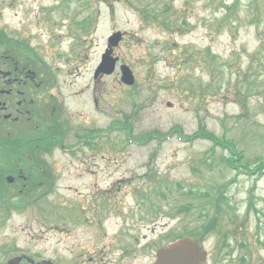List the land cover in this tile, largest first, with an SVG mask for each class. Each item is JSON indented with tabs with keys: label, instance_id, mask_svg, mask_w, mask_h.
<instances>
[{
	"label": "rangeland",
	"instance_id": "1",
	"mask_svg": "<svg viewBox=\"0 0 264 264\" xmlns=\"http://www.w3.org/2000/svg\"><path fill=\"white\" fill-rule=\"evenodd\" d=\"M148 2L158 9L159 24L145 23L121 0H0V28L47 52L63 95L72 96L68 115L74 122L89 120L82 127L94 130L92 145L82 149L121 150L127 177L154 167L157 176L170 178L180 197L190 188L227 185L244 223L238 238L254 242L252 262L246 264H264V172L253 174L264 158V0ZM116 30L129 33L115 53L133 69V86L121 81L119 67L99 82L94 79ZM81 88H87L84 94L78 93ZM218 137L236 140L250 165L225 167L224 155L234 150L217 145ZM77 142L70 137L54 160L47 157L54 170L63 171L58 193L53 188L35 204L15 209L0 231L4 246L39 258L69 257L70 241L56 229L57 196L70 202L67 166L79 164L72 152ZM173 195L175 207L184 206ZM184 214L175 213L176 227ZM186 218L192 223V216ZM210 244L209 264H219V257L222 264H243L240 244L230 242L234 251L227 256L226 250L219 255V235Z\"/></svg>",
	"mask_w": 264,
	"mask_h": 264
},
{
	"label": "flooded vegetation",
	"instance_id": "2",
	"mask_svg": "<svg viewBox=\"0 0 264 264\" xmlns=\"http://www.w3.org/2000/svg\"><path fill=\"white\" fill-rule=\"evenodd\" d=\"M65 100L50 70L21 59L14 46L0 44V123L10 121L8 132H0V141L10 146L0 149L3 215L13 206V186L36 195L52 177V167L39 159L44 151L34 152L38 157L34 164H14L19 141L40 146L51 140L83 138L82 123L70 118ZM111 152L82 149L75 154L79 164L67 166L73 178L69 185L72 202L68 205L67 198L58 197L57 229L70 241L69 257L59 256L55 264H155L160 247L174 239L173 204L162 205L158 196L144 195L157 193L147 189L153 184L150 176L145 180L127 177L124 158L111 160ZM184 231L190 233L187 228ZM196 239L206 248L205 234ZM10 252L2 248L5 260L0 264H9L8 259L16 256ZM21 257L20 264H34L28 255Z\"/></svg>",
	"mask_w": 264,
	"mask_h": 264
},
{
	"label": "trees",
	"instance_id": "3",
	"mask_svg": "<svg viewBox=\"0 0 264 264\" xmlns=\"http://www.w3.org/2000/svg\"><path fill=\"white\" fill-rule=\"evenodd\" d=\"M125 2L132 4L136 10L138 11V14L140 18L146 22V23H155L159 24L161 22V16L157 8H152L150 4L146 5L145 0H124ZM161 15H163L165 21H171V18L167 17L164 12H161ZM186 25V23H184ZM168 31L171 28V26L163 25ZM209 54L210 50L207 51ZM215 56H213V59ZM236 76L238 78H241V73L237 72ZM242 109L245 108V105L243 102H240ZM262 106V104H261ZM5 132V130H3ZM215 142H217V145L222 146L224 149L234 150L230 151L231 156L224 155V161L223 165L226 167L234 166L235 163H243L244 165H250L249 161H252L246 156V161L244 154L241 150H239L237 147L239 146L238 142L236 140H232L229 138H220L214 139ZM28 145L26 143L21 142L18 146V149L20 150L18 154L23 155V152H27ZM23 151V152H22ZM28 153V152H27ZM260 164L256 166V168L253 170V174L264 172V158L261 160H258ZM191 195H198L201 199V204L199 205L201 209L202 215L205 217V223L204 228L207 232H211L216 230L220 223L223 220H226L227 213L231 211V199L227 195V193L221 188V187H215L212 186L211 188H201L198 190H192Z\"/></svg>",
	"mask_w": 264,
	"mask_h": 264
},
{
	"label": "water",
	"instance_id": "4",
	"mask_svg": "<svg viewBox=\"0 0 264 264\" xmlns=\"http://www.w3.org/2000/svg\"><path fill=\"white\" fill-rule=\"evenodd\" d=\"M122 38L121 32H116L110 37L112 45H117ZM117 58L112 56V48L107 50L103 55V61L98 68L96 75L100 72L112 73L116 67ZM122 80L128 84H133L134 75L127 65H122ZM206 252H200L199 247L190 239H181L171 243L160 251L157 264H199V261L204 260Z\"/></svg>",
	"mask_w": 264,
	"mask_h": 264
}]
</instances>
